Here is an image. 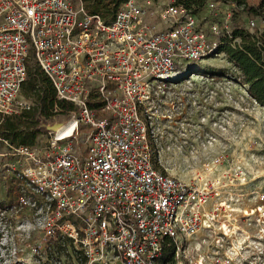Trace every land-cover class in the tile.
<instances>
[{
    "label": "built area",
    "instance_id": "built-area-1",
    "mask_svg": "<svg viewBox=\"0 0 264 264\" xmlns=\"http://www.w3.org/2000/svg\"><path fill=\"white\" fill-rule=\"evenodd\" d=\"M233 6L208 3L222 19L206 26L174 0H127L107 21L82 0H0V115L34 106L21 93L31 65L72 106L57 115L66 119L40 123L51 136L44 157L8 145L18 160L7 170L26 192L19 204L35 212L39 241H66L83 264H180L185 243L213 229L218 206L208 203V188L157 167L153 129L169 116L153 112L185 64L218 55L222 36L239 47ZM238 25L256 29L253 21ZM59 125L69 137L56 136Z\"/></svg>",
    "mask_w": 264,
    "mask_h": 264
},
{
    "label": "rangeland",
    "instance_id": "rangeland-1",
    "mask_svg": "<svg viewBox=\"0 0 264 264\" xmlns=\"http://www.w3.org/2000/svg\"><path fill=\"white\" fill-rule=\"evenodd\" d=\"M226 1L210 2L223 9L235 1L256 6L261 0ZM197 16L206 26L222 19L205 9ZM239 18L244 24L251 20L245 14ZM253 22L257 33L260 24ZM184 67L177 77L183 80L162 88L153 112L169 116L153 129L160 151L156 165L185 183L196 179L208 188V203L218 207L213 229L189 239L179 263L264 264V108L236 80V70L223 53ZM66 118L57 116L53 122ZM50 142L44 125L32 148L44 157ZM8 145L0 139V264H81V255L74 257L70 247L50 257L47 243L39 241L35 212L19 204L26 192L16 173L7 170L6 164L18 160Z\"/></svg>",
    "mask_w": 264,
    "mask_h": 264
},
{
    "label": "trees",
    "instance_id": "trees-1",
    "mask_svg": "<svg viewBox=\"0 0 264 264\" xmlns=\"http://www.w3.org/2000/svg\"><path fill=\"white\" fill-rule=\"evenodd\" d=\"M86 10L90 14L99 15L107 21L119 4L127 0H82ZM177 4H182L195 15L206 9L211 0H174ZM216 2H227L226 0H214ZM245 14L250 21H257L263 24L259 33L251 34L243 27L239 26L240 15ZM244 24V23H243ZM246 24V23H245ZM230 29L232 36H239V47L233 49L227 45V38L220 39V45L216 53H223L228 62L236 70V80L248 88L249 96L264 108V0L256 6L245 5L242 1H235L231 11ZM193 70L197 73L198 69ZM192 73V74H193ZM183 77L177 79L183 80ZM21 93L25 98L32 100L34 106L19 114L10 116L0 115V139L9 145L32 147L36 143L39 134V127L42 121L65 114L72 110V106L63 101H57L49 80L34 65L27 68V76L22 84ZM70 247L74 257L78 258V252L71 244L64 240L49 242L47 247L48 255H60L66 252V247ZM173 247L170 245L164 249L161 257L162 262H167L172 254ZM83 264V261H81Z\"/></svg>",
    "mask_w": 264,
    "mask_h": 264
},
{
    "label": "bare ground",
    "instance_id": "bare-ground-1",
    "mask_svg": "<svg viewBox=\"0 0 264 264\" xmlns=\"http://www.w3.org/2000/svg\"><path fill=\"white\" fill-rule=\"evenodd\" d=\"M64 128V127H63ZM62 128V126H56L55 128H54V130L56 131V136L58 137L59 135H61V134H63L64 136V138H66V137H69V135H70V130H66V129H63Z\"/></svg>",
    "mask_w": 264,
    "mask_h": 264
},
{
    "label": "crops",
    "instance_id": "crops-1",
    "mask_svg": "<svg viewBox=\"0 0 264 264\" xmlns=\"http://www.w3.org/2000/svg\"><path fill=\"white\" fill-rule=\"evenodd\" d=\"M260 24V23H259ZM261 25V24H260Z\"/></svg>",
    "mask_w": 264,
    "mask_h": 264
},
{
    "label": "water",
    "instance_id": "water-1",
    "mask_svg": "<svg viewBox=\"0 0 264 264\" xmlns=\"http://www.w3.org/2000/svg\"><path fill=\"white\" fill-rule=\"evenodd\" d=\"M53 128H55V127H53Z\"/></svg>",
    "mask_w": 264,
    "mask_h": 264
}]
</instances>
